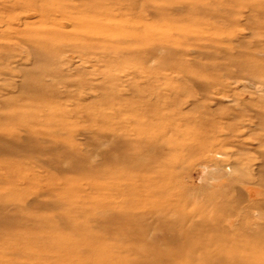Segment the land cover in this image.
Wrapping results in <instances>:
<instances>
[{
	"label": "rangeland",
	"instance_id": "rangeland-1",
	"mask_svg": "<svg viewBox=\"0 0 264 264\" xmlns=\"http://www.w3.org/2000/svg\"><path fill=\"white\" fill-rule=\"evenodd\" d=\"M0 264H264V0H0Z\"/></svg>",
	"mask_w": 264,
	"mask_h": 264
},
{
	"label": "bare ground",
	"instance_id": "bare-ground-1",
	"mask_svg": "<svg viewBox=\"0 0 264 264\" xmlns=\"http://www.w3.org/2000/svg\"><path fill=\"white\" fill-rule=\"evenodd\" d=\"M125 219H128V221H129V218L128 217H126ZM153 262V261H152Z\"/></svg>",
	"mask_w": 264,
	"mask_h": 264
}]
</instances>
